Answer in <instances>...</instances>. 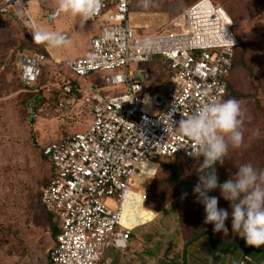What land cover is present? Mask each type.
<instances>
[{
  "label": "rangeland",
  "instance_id": "374dc122",
  "mask_svg": "<svg viewBox=\"0 0 264 264\" xmlns=\"http://www.w3.org/2000/svg\"><path fill=\"white\" fill-rule=\"evenodd\" d=\"M9 1L12 0H0V264H51L56 239L41 204L42 190L51 177V165L43 156L42 147L50 141L85 131L88 118H80L77 122L64 118L62 110L52 103L44 112H38L43 106L32 107L31 94L17 78L14 57L21 49L44 48V44L32 41V26L68 36L71 43L53 48L51 53L54 57L56 53L69 58L89 55L90 40L99 29L98 23H89L79 16L53 15L57 0H16L8 5ZM196 1H135L130 21L140 35L166 32L175 27L185 9ZM212 2L229 14L239 42L225 99H235L243 109V139L237 147L229 145L223 163L214 166L217 179L225 181L242 163L264 169V0ZM42 69L47 83L51 82L50 77L63 79L68 74L65 68L49 61ZM131 71L135 79L145 82L150 92H163L167 98L174 89L172 70L160 56L132 65ZM80 82L86 90L91 86L100 87L103 96L120 92V88L102 89L106 85L98 72ZM171 163H175L180 179L192 187L197 183L194 171L199 163L197 159L187 160L180 156L142 164L133 186L142 191L146 208L157 216L143 209L141 195L133 197L126 208V223L139 227L134 230L130 242L145 240L148 243L149 239L151 246L144 248L152 251L148 254H158L159 264L165 263L162 253L166 245H173V239L179 237L187 246L190 264H236L244 246L230 255L216 256L210 244V241L225 245L244 242L232 232L231 217L225 221L227 234L213 232L212 225L204 223L203 206L196 202L193 193L172 181ZM209 195L217 197L218 208L230 211L229 202L220 197L218 188ZM155 216L150 223L154 225L145 235L150 225H142ZM157 244L162 245L157 247ZM124 254L131 257L132 251L128 249ZM176 255L179 254H173L175 258ZM250 257L255 264H264V246L255 247Z\"/></svg>",
  "mask_w": 264,
  "mask_h": 264
},
{
  "label": "built area",
  "instance_id": "2783aa9c",
  "mask_svg": "<svg viewBox=\"0 0 264 264\" xmlns=\"http://www.w3.org/2000/svg\"><path fill=\"white\" fill-rule=\"evenodd\" d=\"M135 1L165 0H102L99 12L87 19L99 29L87 56L60 60L28 50L16 56L18 79L27 87L37 85L47 61L65 68L67 77H50L60 82L50 83L47 91L57 89L55 106L62 117L88 118L85 131L48 143L42 151L53 173L41 204L59 226L51 264H100L107 249L128 250L139 227L126 223L130 195H141L142 206L145 202L133 186L141 165L177 155L193 160L190 153L197 151L194 141L167 127L165 115L174 104L172 120L179 121L208 95L225 99L227 94L239 42L225 9L212 0H197L173 29L144 36L130 21ZM152 56H160L173 74L174 89L159 110L153 92L131 71ZM96 72L106 85L102 89L120 92L103 96L100 87L84 89L80 81ZM236 264L255 263L244 253Z\"/></svg>",
  "mask_w": 264,
  "mask_h": 264
},
{
  "label": "clouds",
  "instance_id": "9594fccd",
  "mask_svg": "<svg viewBox=\"0 0 264 264\" xmlns=\"http://www.w3.org/2000/svg\"><path fill=\"white\" fill-rule=\"evenodd\" d=\"M102 6V0H57L53 15L79 16L87 20L95 16ZM20 13H18L19 15ZM32 41L59 49L71 43L63 32L32 26ZM176 111L173 104L167 127L194 141L197 151L190 155L199 161L194 171L197 183L192 188L196 202L204 209V223L211 224L213 232L227 234L225 221L231 217V230L242 237L247 246H264V169H257L251 163L236 167L233 175L219 182L215 170L217 163H223L229 145L237 147L243 139V109L235 99H223L208 95L207 99L192 113L172 120ZM165 130V129H164ZM229 202L230 211L218 208L216 196L209 195L215 189Z\"/></svg>",
  "mask_w": 264,
  "mask_h": 264
},
{
  "label": "trees",
  "instance_id": "16d2710c",
  "mask_svg": "<svg viewBox=\"0 0 264 264\" xmlns=\"http://www.w3.org/2000/svg\"><path fill=\"white\" fill-rule=\"evenodd\" d=\"M237 48H238V46H237L236 49H235L233 68H234L235 63H236V61H237V57H236ZM21 50H26V49H21ZM27 50H28V51H38V52H42V53H45L46 55H48V51H47L45 48H42V49H39V50H31V49H27ZM18 52H19V51H17V53H18ZM16 56H17V54H16ZM16 56L14 57L15 60H16ZM13 61H14V60H13ZM1 69H2V67H1V60H0V70H1ZM16 73H17V72H16ZM230 76H231V75H230ZM17 78H18V76H17ZM49 79H50V78H49ZM229 79H230V77H229ZM229 79H228V81H227V94H226V97H227V95H228ZM18 80H19V79H18ZM50 80H51V82L48 81V83H49V82H50V83H56V82L58 83V82H60V80H58V81H56V80H54V79H50ZM19 82H20V81H19ZM46 83H47V78H45V75H43V74H42V76L40 77V79H39L37 85H35L34 87H27V86H24V85H22V84L20 83V84L26 89V91H27L28 93L31 94V97H30V103H31L32 105H35V106H33L34 108H35V107H39V106H45V107H46L47 105H48L47 108H49V106L51 105V103H52L53 106L55 105L56 97H57V89L54 88L51 92H48V91H47V86H48L49 84H48V83L46 84ZM255 96H256V95H255ZM226 97H225V98H226ZM254 98L258 99L257 96L254 97ZM256 101H257V100H256ZM47 108H46V109H47ZM36 110H37V108H36ZM51 142H53V141H50V142H48V143H51ZM48 143H47V144H48ZM47 144H46V145H47ZM44 147H45V145L42 147V151H43ZM42 151H41V152H42ZM42 154H43V153H42ZM43 156H44V155H43ZM179 157H180V156L177 155V156H175V157L168 158V159H176V158H179ZM45 158H46V157H45ZM46 160H47V158H46ZM160 160H163V159H160ZM47 161L50 163L49 160H47ZM157 161H159V160H157ZM50 165H51V163H50ZM169 167H170V169L172 170V181H173L174 183L178 184L179 186L184 187L188 192H192V188H193V187L190 186L188 182H186V181L180 179L179 172H178V170H177V168H176V166H175V163H171V164L169 165ZM52 173H53V168H52V165H51V175H52ZM218 181H219V182H223V180H218ZM139 190H140V189H139ZM133 197H134V195H131V196H130V201L133 199ZM143 209H144L145 211L151 213L152 216L156 215V212H154V211L149 210V209L146 208V200H145V202H144ZM46 213H47V212H46ZM47 217H48V221H49V225H50L51 232H52V234L55 236V239H56V236H57V234H58V232H59L58 220L55 218L54 215L49 214V213H47ZM210 244H211L212 252H213L216 256L230 255L231 253H233L234 251H236V250L239 248V246H241V247L244 246L245 249L243 250V252H244L245 254L249 255V256H250V254H251L252 251H253V247H252V246H247V245L245 244V242H241V241L238 242V243H235V244L231 243V244H227V245L222 244V243H219V242H215V241H210ZM221 247H222V248H221Z\"/></svg>",
  "mask_w": 264,
  "mask_h": 264
},
{
  "label": "crops",
  "instance_id": "0c3cea01",
  "mask_svg": "<svg viewBox=\"0 0 264 264\" xmlns=\"http://www.w3.org/2000/svg\"><path fill=\"white\" fill-rule=\"evenodd\" d=\"M44 48L49 51L48 55L50 56L51 59L55 58V59H60V60H65V59H72L69 58L67 56L65 57H61L59 55H57L56 53H54V56H52L51 50L53 48L51 47H47L46 45H44ZM76 58V57H75ZM67 76V74H66ZM84 87V86H83ZM84 89H86V87H84ZM88 90V88H87ZM157 216V213H156ZM156 216L154 217V219L142 226H148V224L150 225V223H152ZM154 224H151L149 226L148 229H146V231L144 232L145 235H147L148 230H151V227ZM137 229V228H136ZM134 232V231H133ZM134 234V233H133ZM148 239V238H147ZM173 241H175V243L173 244L175 246V248L173 247V245H166V249L163 250L162 253V257L165 258L164 260V264H190L189 262H187V257L188 255H186V251L188 253V249L186 244L183 243V240L179 237V238H174ZM160 245L162 244H157V247H160ZM145 246H151L149 243V239H148V243H146L145 240L143 241H138L136 243L134 242H130V246H129V251H132V255L131 257H128L127 255L124 254V252L119 253L120 251H116L113 248H109L106 250L104 257L102 258V261L100 264H159V257L158 254H148V252H152V251H148L147 249H145ZM255 247H253L254 249ZM167 250H168V254H167ZM128 251V250H126ZM212 251V249H211ZM213 253V252H212ZM175 256V254H179L176 255V258L173 256ZM194 254V253H191ZM244 254V252H243ZM242 254V255H243ZM206 260V259H205ZM237 263V262H236ZM197 264H201V263H197ZM202 264H207V263H202Z\"/></svg>",
  "mask_w": 264,
  "mask_h": 264
},
{
  "label": "water",
  "instance_id": "95a60500",
  "mask_svg": "<svg viewBox=\"0 0 264 264\" xmlns=\"http://www.w3.org/2000/svg\"><path fill=\"white\" fill-rule=\"evenodd\" d=\"M16 1V0H12V1H9V4L8 5H12V3ZM164 98L165 96L161 93H157L156 95H154L153 97V102L156 106H161L163 103H164Z\"/></svg>",
  "mask_w": 264,
  "mask_h": 264
},
{
  "label": "flooded vegetation",
  "instance_id": "af4514ba",
  "mask_svg": "<svg viewBox=\"0 0 264 264\" xmlns=\"http://www.w3.org/2000/svg\"><path fill=\"white\" fill-rule=\"evenodd\" d=\"M157 93H153V96L156 95ZM161 94H163V92H161ZM164 95V94H163Z\"/></svg>",
  "mask_w": 264,
  "mask_h": 264
},
{
  "label": "bare ground",
  "instance_id": "6f19581e",
  "mask_svg": "<svg viewBox=\"0 0 264 264\" xmlns=\"http://www.w3.org/2000/svg\"><path fill=\"white\" fill-rule=\"evenodd\" d=\"M131 196V195H130Z\"/></svg>",
  "mask_w": 264,
  "mask_h": 264
}]
</instances>
